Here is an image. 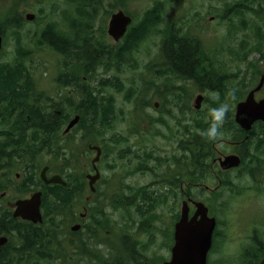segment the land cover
<instances>
[{"label":"rangeland","instance_id":"1","mask_svg":"<svg viewBox=\"0 0 264 264\" xmlns=\"http://www.w3.org/2000/svg\"><path fill=\"white\" fill-rule=\"evenodd\" d=\"M22 1L0 0V16L7 14L13 3L14 7L19 9V13L23 16V19H25L22 29L18 32L19 36L18 34L14 35L15 37L11 35L7 39L8 43H5V40H3L0 64L11 62L18 55L15 38H20L21 36L23 43H25L22 46H25L27 54L31 53L30 57L34 61L31 66L35 69L34 76L38 91H43L42 93L48 97H56L60 90V84L57 79L59 68L62 66L61 61L67 66L69 60L64 58L63 55H59L49 45L36 47L38 48L37 50L34 43L38 42L42 29L49 23H53L52 26L57 31L69 34L70 38L73 37L74 31L71 29V24L74 21L78 22L79 18L82 21L83 17H78L74 5L68 3L66 0ZM241 1L125 0L124 2H118L117 0V4H113V12L118 9H124L129 14H133L135 18L143 17V14L157 3H161L165 12L161 24H159L154 32L148 34L146 42H142L140 47L134 52L130 64L125 63L119 69H116L114 64H111L113 61L103 60L109 67L107 69L106 66L97 67L91 81H87L91 86L94 85V89H99L103 97L109 98L114 106V125L103 136L107 139H116L117 145L113 146L112 144L109 155H107L106 161H104L102 170L104 181L102 184L124 186L132 183L140 186L144 181L149 180L148 177H143L142 174L144 173L140 172L143 168V171L148 172L146 176L173 170L170 163L174 158L179 159L184 155L181 149L178 150L179 143L191 136H186L187 134L183 127L189 126L193 132V126L196 125L197 119H208L211 114L212 102L218 97L217 93L210 92L209 90L207 92L205 90L201 91V88L193 82L179 81L176 78L166 79L163 77V79L158 77V71L164 69L158 65L159 63L162 64L161 46L164 37L163 32L168 26L177 28L182 36L188 35L189 38L191 37L201 41L203 45L205 44L211 63L214 61L218 67L223 69V72L232 76L234 80H232L231 84H236V86L240 84L239 90L242 92L246 91V89L248 90L244 94L243 99L259 83L261 75L264 73V60L258 63V74L256 75L253 72V77L256 75L255 83L250 82L249 86L245 89L241 85L244 72H249L251 75L250 68L254 64L252 62H257L259 59L258 54H253L247 62H241L239 61L240 58L235 56L236 51L240 48V43L250 38V29L253 24L252 14L247 13L243 16L240 13L236 14L232 11L234 6ZM41 10H43V13H41ZM28 13H34L38 18L29 21L26 19ZM96 28L100 29V18L96 19ZM106 40L110 47L115 48L120 46V43L116 44L108 35ZM188 41L186 40L187 43H189ZM75 60L71 59L70 63H74ZM163 75H165V72ZM248 79H251V76ZM108 80H112V83L109 82L108 84ZM144 90L157 91L159 95L165 97L155 98L149 92L142 94L141 92ZM168 91L183 92L190 107L196 104L198 95L202 94L204 96L201 110H196L195 112V125H192L193 123L187 124L186 115L180 114V112L177 114V109L172 110L170 108L175 105L167 102L169 99L174 100V97L167 94ZM74 97L75 99L72 102L76 105H82L76 93ZM256 97L257 99L264 98V88ZM226 98V103L224 104L228 105V109H230L233 116L237 102L231 103L229 101L231 98L228 96ZM161 99L165 100L163 106L174 113L173 117L177 115L181 120L172 118L171 112L167 114L166 109L162 113L156 110L154 104ZM54 100L58 101L59 98L56 97ZM142 106H148V109L143 114L144 118L140 113ZM78 131L80 134V130ZM76 133L73 135V140L79 139ZM144 139L147 140L146 146L140 144L145 143ZM257 141L258 139L255 138L252 140L250 146H246L247 150L245 149V152L248 154V157L257 156V146L254 145ZM69 144L70 148L74 149H72V156L69 158L71 165L74 167L80 166L82 170L84 164L90 159L86 158L83 154L85 151L90 153L88 149L86 150L87 142L76 141V143L71 144L70 142ZM110 147L111 144L109 143L108 149ZM141 147L145 148L141 149ZM129 156H131L130 159L128 158ZM262 157L264 158V156ZM261 165L263 166L258 171V182L256 185L259 189L248 188L255 186L252 177L250 174H247L251 167V163H249L247 166L250 167L246 172L243 165L241 172L233 173L230 178L234 184L244 187L245 190L242 192L238 193V189H220L217 194L213 195L210 191L195 190V194L199 199L210 205V214L216 216L221 221V227L225 228L228 235V241L225 243L226 248H224L225 253L212 255L210 264H239L238 245L240 237L244 234L248 237V227L251 224L257 223L256 227L260 228V230L264 229V162ZM85 170L86 168L84 167ZM239 176L242 178L239 179ZM215 184L213 186H216ZM150 190L153 191V189ZM154 190L152 192L153 196H155L154 198H160L159 204L155 200L154 203L150 202V204L142 201V189H98V193L94 196L95 202L91 204L88 224H91L94 219L93 215L90 216L91 214H96L98 223L100 221L104 223L103 226L96 225L97 227L93 228L95 236L93 237L92 244H95L96 248L102 252H99L100 255L114 254L115 250L125 248L126 250L132 249L143 253L154 264L170 259L169 241L163 235L166 234L175 220L176 212L178 211L179 213L181 211L183 197L179 195V191L177 195L166 196L164 195L166 189ZM155 192H157V195ZM160 194L162 195L160 196ZM148 195H151L150 191ZM85 198L86 196L80 199L79 206L76 204L77 215L75 219L78 218L79 212L82 211L80 206ZM123 201L127 202L126 206L122 207L121 203ZM139 205L142 206L140 207ZM72 218L71 221L64 222L68 227L67 231H71V226L74 225V219ZM63 228L66 229V226H63ZM257 234L260 240L263 237L262 241H264V233L258 232ZM78 237L81 236L79 235ZM11 241H13L12 235ZM111 249H114V251L111 252ZM57 264L61 263L58 262Z\"/></svg>","mask_w":264,"mask_h":264},{"label":"trees","instance_id":"2","mask_svg":"<svg viewBox=\"0 0 264 264\" xmlns=\"http://www.w3.org/2000/svg\"><path fill=\"white\" fill-rule=\"evenodd\" d=\"M25 1L26 0H23L22 2ZM66 1L74 5L78 17H83L82 21H80L81 18H79L77 23L74 21V23L71 24L74 36L70 38L69 34L57 31L52 24L49 23L46 25L47 27L42 29L39 40L36 44L34 43V46L36 48L42 47V45H49L57 52H64L63 56H66L69 60V64H67L66 69L62 66L59 68L58 76H60L57 80L60 83V78H62L63 73H67L68 76L75 74L77 76L76 83L82 84L80 88L78 87V93L75 92L77 96H79L78 99L82 102V105L77 106L73 104L72 101L75 97L73 94L69 93L67 98L69 102V107L67 108L68 112L60 108V104L56 105L57 110L59 109L61 112L60 114L49 111L47 109L48 107L44 106L41 100L45 102L47 96L43 93L41 94L37 89V82L33 77L35 69L31 66L34 61L30 57L31 53L27 54L25 46H22L25 43H23L21 36L20 38H15L18 55L13 61L0 64V94L7 95L11 93L13 96L21 94V98L19 99H22V95L24 96L23 100L25 104L23 107L24 113L22 115L25 116L24 118L29 116L34 126H36L34 127L36 138H42L44 140V145L48 144L49 140L52 152H54L55 147L60 143L61 132L63 131V118L66 116V119L69 120L74 115L73 111H76V113L81 116V120L75 129L67 135V139L69 140L68 143L75 142V140H73V135L77 132L76 136L83 137L84 141H99L107 144L103 135L113 121L114 106L109 98L103 97L99 89L95 88V90L87 81H91V76L96 73L97 67L106 66V69L109 67L103 60L113 61L111 64H114L116 69H119L125 63L130 64L134 52L140 47L142 44L141 42L146 40L148 34L154 32L158 28L164 14L161 3H157L152 8L148 9L143 14V17H136L137 20L132 14L134 21L128 33L120 42V46L114 48L107 44L106 25L108 17L113 13V4L116 3L117 0ZM119 1L124 2L125 0H118V2ZM42 11L43 10H41V13H43ZM232 11L236 14L240 13V15L243 16L247 13L253 16L250 38L240 43V48L236 51L235 55L240 58L239 61L241 62H247L253 54L259 55L258 61L252 62L254 64H252L250 68L251 75L249 72H244L241 85H243L242 88L245 89L249 86L250 82L255 83L254 80H256V75L258 74V63L264 60V0H242L234 6ZM98 18H100V29L96 28V19ZM8 20L11 21L9 22ZM23 25V16L19 13V9L15 8L12 3L7 14L0 16V35L3 36L4 40L6 39L5 43H8L7 39L11 35L14 36L18 34L19 36L20 34L18 32L22 29ZM163 33V41L164 43L166 42L163 52L168 59L170 67H173V70L176 71L175 73L178 72L179 76L186 77L189 80L193 79L196 82L200 80L201 83L207 85V89L210 92L217 93L218 97L213 100L212 108L219 107L221 104L226 103L227 96L231 98L229 100L231 103L239 102L243 99L244 94H246L248 90L246 89V91L242 92L238 88L240 84L239 86L231 84L232 80H234L232 76L223 72V69L218 67L214 61L211 63V71L208 77L204 75L203 66L199 64V58H203L204 56L202 53H198L193 39H190L188 35L182 36L179 30L172 26H168ZM186 40H189V43H187ZM36 49L38 50V48ZM20 51L24 54L20 53ZM71 59L76 60L71 64ZM253 72L256 74L254 77ZM23 75H30L29 78H31L27 79L31 81L32 85H28L27 83L23 86ZM249 76H251V79H248ZM107 82L108 84L109 82L112 83V80H108ZM68 83H70V80ZM32 97L35 99V105L33 106L27 103L28 99ZM210 113L208 119H197L194 131L192 133L190 132L191 136L189 135L191 137L190 140L194 141L195 181L201 182L213 179L207 165H205V157L207 155H215L213 145L216 140H241L247 135H249V140L244 143V146H250L252 140L256 138L258 139L254 144L257 146L256 152L261 154L256 153V157L252 156L254 160L249 159L248 155H244L243 165L246 172L250 167L247 166L249 163H256L257 170L251 174L252 177L256 178L258 171H260L263 166L261 163L264 162V158L262 157L264 156V124H256L254 129L250 133H247L235 123L232 112L228 109L224 114V122L220 129L221 134L213 139H209L204 133L213 121V114L212 112ZM20 120L23 122L22 118ZM78 130H80V134ZM238 132L241 136H237ZM187 139L189 141V138ZM188 144L189 142L185 144L187 159L189 150ZM68 147L69 153H72L73 148H70V144H68ZM248 160L249 162H247ZM224 180H226L227 184H230V178ZM18 190L21 191V189ZM243 190L245 189H238L237 191L240 193ZM145 191L142 192V199L146 204H150V201H152L151 197ZM87 193L88 189H48L44 197V222L42 224H32L23 221L20 222L18 220H13L8 223L6 222L7 214L2 212L0 214V234L12 235L13 242H10L9 246L0 252V264H57L58 262L61 264H145L146 262L154 264V262L144 256L143 253L132 249L126 250L123 248L115 250L117 252L114 254L100 255L99 252L101 251L96 248L95 244H92L93 237L95 236L93 228L97 227L96 225L98 224L99 226H103L104 223L102 221L98 223L96 214L90 215H93L92 217H94V219L93 222L87 226L88 229L85 231H80L78 233L67 231L68 227L64 222L71 221L72 216H74L72 219L75 221L77 215L76 204L79 206L80 199L86 196ZM139 206L141 207L142 205ZM63 226H66V229H64ZM90 230H92V232ZM79 235L81 237H78ZM113 251L114 249H111V252ZM128 261L130 262L128 263Z\"/></svg>","mask_w":264,"mask_h":264},{"label":"flooded vegetation","instance_id":"3","mask_svg":"<svg viewBox=\"0 0 264 264\" xmlns=\"http://www.w3.org/2000/svg\"><path fill=\"white\" fill-rule=\"evenodd\" d=\"M76 14L78 16L77 12ZM190 39H193V38L190 37ZM193 43L197 47L198 53L199 54L202 53L204 56L203 58L201 57L199 58V64H202L203 69H204V75H207L208 77V74L211 71V59L208 55V51H206L205 44L203 45L201 41H198L196 39H193ZM164 47H165V43L164 41H162V46H161L162 64L159 63L158 66L164 69L163 70L161 69V71H158V77L160 78L165 77L166 79L176 78V80H179V81L183 80V81L193 82L195 85L201 88V91L205 90V92H207L208 91L207 85L201 83L200 80L199 82H196L193 79L189 80L186 77L179 76L178 72H177L178 74L175 73L176 71L173 70V67H170L168 63V59L164 55V52H163ZM60 55H63V53L60 52ZM64 58H66L65 55H64ZM61 65L62 67H64V69H66V64H64L62 61H61ZM164 72H166L165 75H163ZM33 77L35 78V76ZM22 78L24 80L23 85H25L26 83H28V85L31 84V81L27 79L29 78V76L23 75ZM76 79L77 77H75L74 75L68 76L67 73L62 74V78H60V83H59L60 90L58 94L56 95V97H58L60 101L59 100L55 101L54 100L56 98L55 96H51V97L47 96L48 99H45V102L41 100V102H43L45 107H48L47 109L49 111H53L55 113L60 114L61 112L57 110V107H56L57 104H60V108H62L64 111L67 112V108L69 107V102L67 99L68 94L70 93L74 95L75 92L78 93L77 87L80 88V86L82 85L81 83L77 84ZM67 80L68 81L70 80V83H68ZM29 81H30V84H29ZM147 92H149L150 95H153L155 98L165 97V96L159 95L157 91L144 90L141 93L147 94ZM167 94H170V96L174 97V100H171V99L167 100V102L175 105V106H171L170 108L172 110L177 109L176 111L177 114L180 112V114L186 115L187 124L193 123L192 125H195L196 104L192 107L188 106V101H186V96L183 92H178V91L169 92L168 91ZM2 95L0 94V212L7 214L6 217L8 219L6 218V222L8 223H10L12 220H18L20 222L23 221V222L34 224L33 222L28 221V220H23L20 217L18 218L14 217V212L16 209V202L18 200L29 199L34 193L41 192L42 193L41 210L43 212L44 197L48 189H88L86 198L80 206V208H82V211L79 212L78 218L75 219L74 221V224L80 225V229L76 233L80 231H85L86 229H88L87 226L90 224V223L88 224V220H89L88 217L90 214L91 204L92 203L94 204L95 202L94 196L98 193V189H142V192L146 190L145 192L147 193H149L150 191L151 192L150 196L152 200L150 202L154 203V200H155L157 204H159L160 198L159 197L154 198L155 196H153V193H152L153 191H155L154 189H166L164 193V195L166 196L172 195V194L177 195L179 191V195L183 197L182 206L185 201L188 202V205L190 208V212H189L190 218L195 214V211H196L195 203L203 202L195 194L196 189H201L203 190V192L210 191L213 193V195H215L216 192H219L220 191L219 189H244V187L242 186L240 187L234 184L232 180H230V184H227L226 180H224L226 178H231L233 173L236 174L238 173V171L241 172V170L243 169V161H242V165L239 168H233L230 170H222L220 168V161H219L221 157H224L225 155H229V154L239 155L242 157V159L244 155H248L245 152V149L247 150V147L244 146V144L242 143V140H236V141L231 140V139L230 140H227V139L216 140L213 145L215 155L213 156L207 155L205 157V160H206L205 165H207L211 175L213 176V179L196 182L195 181V163H194V145H193L194 141L190 140L191 137L189 138V141L188 139H186L182 141L181 143H179L178 150L181 149L184 155L179 159L174 158V160L170 163V166H172L173 170L168 171L166 173L146 176L148 172L143 171L144 170L143 168L141 169L140 172L144 173L142 174L143 177H148L149 180L144 181L140 186H136L132 183H128L124 186H118V184L117 185H104L102 184L104 181V176L102 172L104 161H106L105 159L107 155H109V150L112 148V144L113 146L117 145L116 139H111V138L107 139L104 137L107 141V144H105L99 141L97 142L84 141L83 137L81 136L78 137L79 139L75 140L74 143H76V141H80L82 143L87 142L86 150L88 149V152H90V153H87V151H85L83 153L86 156V158H90V159H88L89 162L87 160V162L84 164V167L86 168V170L84 171V167L81 170L80 166L74 167L73 165H71V161L69 158H71L72 153H69L68 151L69 143L67 139V135L69 133L64 134V131L68 123L70 122V120L74 116L77 115L76 111H73L74 115L69 120L66 119V116L65 118H63L62 120L63 121L62 122L63 131L61 132L60 143L58 144L57 147H55L54 152H52L51 146L49 144V140H48V144L44 145L43 144L44 140L42 138L35 137L34 123L31 121V118L29 116H26V118H23L24 116L22 117V114L24 113L23 107L25 104L23 100L24 96L22 95V99H19L21 98L19 94L14 95L15 97L11 93H8L7 95L5 94V96H2ZM27 103L33 106L35 105V99L33 97L29 98ZM164 103H165V100L161 99L160 101L155 102L154 107L156 108L158 112L162 113L164 109H166L167 114H170L171 112L170 109L165 108V106H163ZM147 108L148 106L146 107L142 106L140 113L143 115ZM173 116H174V113L171 112L172 118L174 119L178 118L177 115L176 117H173ZM21 118L23 122L20 120ZM143 118H144V115H143ZM17 120L19 123L17 122ZM114 122L115 121L111 122L107 130L113 127ZM14 127L16 130L14 129ZM75 127L71 130V132L75 129ZM183 128L185 130V133L187 134L186 135L187 137L191 135L190 132L192 131L189 128V126L183 127ZM237 136H241L239 132ZM146 141L147 140L144 139L145 143H140V144H143L144 146H146ZM188 142H189L188 144L189 150H188V159H187L186 152H185V146H186L185 144ZM109 143L111 144V147L108 149ZM91 146H99L101 147V150H102L100 160L96 162L95 164L93 163V160L97 157L98 151L91 149L90 148ZM144 148L145 147H141V149H144ZM37 152L38 154H36ZM90 154H91V157H90ZM128 158L130 159L131 156H129ZM249 159H253V157L250 156ZM255 170H257V166H256V163L253 162L251 163V167L249 168L247 174H250V176L252 177L251 174ZM55 176L60 177L61 182H50L51 179ZM94 177H97V178L94 179ZM238 178L240 179L242 177L239 176ZM252 179H253L255 186L248 187V188L259 189V187L256 186L258 182L257 175H256V178L252 177ZM216 182L217 184H215ZM214 184L216 186H213ZM18 189H21V191ZM90 189H96V190L95 192H91ZM150 189H153V191H151ZM17 190L20 192H18ZM155 194L157 195V192H155ZM161 195L162 194H160V196ZM141 199H142V196H141ZM142 201L144 200L142 199ZM126 202L127 201H123L121 203V206L122 207L126 206ZM203 203L209 208V216L214 217L216 219V226H215L214 233H213L212 246L208 253L207 264H210V259L211 257H213L212 255H217L222 252L225 253L224 248H226L225 243L228 241L227 240L228 235L226 234L225 228L221 227V221L218 220L216 216L210 214V207H209L210 205H208L205 202ZM182 206H181V211L179 213L178 211L176 212L175 220L172 222L169 230H167L166 234L163 235V237H165V239L169 241L168 246H169V251H170V259L172 256V248L175 245L176 224L181 219ZM256 226H257V223H254L248 227L249 228L248 237H246V234L240 237V241L238 245V257H239L238 263L239 264H260V262L264 258V241H262L263 237L260 236L261 237V240H260L259 235L257 234L258 232L264 233V229L260 230V228ZM3 236L5 237L8 236L9 240H8V243H6L4 246L1 247L0 252L6 249V247L9 246L10 242H13L11 241V235L0 234V237H3ZM247 238L249 239V242ZM247 258H250V259H247ZM145 264H150V263L146 262Z\"/></svg>","mask_w":264,"mask_h":264},{"label":"water","instance_id":"4","mask_svg":"<svg viewBox=\"0 0 264 264\" xmlns=\"http://www.w3.org/2000/svg\"><path fill=\"white\" fill-rule=\"evenodd\" d=\"M36 17L33 13H28L26 19L34 20ZM133 22V17L123 9L114 12L108 22L107 33L116 43L125 37L129 27ZM3 48V37L0 35V53ZM264 87V74L258 85L249 91L246 98L239 101L235 107V122L245 131L251 132L257 122L264 123V98L257 99L256 95ZM203 95L196 98V109L202 107ZM80 115L74 116L68 123L64 134L70 133L71 130L79 123ZM249 137L243 141L246 142ZM93 150L98 151L97 157L93 160L95 164L100 160L102 154L101 147L91 146ZM222 170L237 168L242 164V158L239 155L229 154L219 159ZM98 177V176H97ZM97 177H94L96 179ZM50 182H61V178L55 176ZM96 189H91L95 192ZM42 193L36 192L29 199L18 200L14 217L22 218L33 223H42L43 215L41 211ZM195 214L190 218V208L188 202L182 206L181 219L176 224L175 245L172 248V256L169 261L160 264H207L208 253L212 246L213 233L216 226V219L209 216V208L203 202H196ZM80 225H74L71 230L78 231ZM8 237H0V249L8 243ZM260 264H264V258Z\"/></svg>","mask_w":264,"mask_h":264},{"label":"bare ground","instance_id":"5","mask_svg":"<svg viewBox=\"0 0 264 264\" xmlns=\"http://www.w3.org/2000/svg\"><path fill=\"white\" fill-rule=\"evenodd\" d=\"M46 1V0H45ZM50 2V1H49ZM161 2V1H160ZM48 3V2H47ZM34 4V3H33ZM51 4V3H50ZM49 4V5H50ZM54 4V3H53ZM170 4V3H169ZM87 5V4H86ZM32 6V5H31ZM53 6V5H52ZM91 6V5H90ZM47 7V6H46ZM81 9V8H80ZM83 9V8H82ZM155 9V8H154ZM34 11V10H33ZM62 11V10H61ZM85 11V10H84ZM98 11V10H97ZM169 11V10H168ZM167 11V12H168ZM159 13V12H158ZM55 15V14H54ZM7 16V15H6ZM65 16H66V14H65ZM71 16V15H70ZM155 16H157V15H155ZM50 17V16H49ZM8 18V17H7ZM37 18V17H36ZM25 20V19H24ZM154 20V19H153ZM157 20V19H156ZM9 21V20H8ZM11 21V20H10ZM9 21V22H10ZM155 21V20H154ZM47 22V21H46ZM141 22V21H140ZM77 23V22H76ZM80 23V22H79ZM4 24V23H3ZM53 24V23H52ZM143 24V23H142ZM141 24V25H142ZM149 25V24H148ZM44 26V25H43ZM45 27H47V26H45ZM51 28V27H50ZM76 29V28H75ZM45 30H47V29H45ZM5 31V30H4ZM54 31V30H53ZM171 33V32H170ZM61 34V33H60ZM145 34V33H144ZM193 35V34H192ZM145 37V36H144ZM85 38V37H84ZM182 38V37H181ZM62 39V38H61ZM68 39V38H67ZM6 40V39H5ZM52 40V39H51ZM67 41V40H66ZM188 41V40H187ZM146 42V41H145ZM40 43V42H39ZM139 43V42H138ZM142 43V42H141ZM166 43V42H165ZM36 44V43H35ZM76 44V43H75ZM125 44V43H124ZM70 45V44H69ZM100 45V44H99ZM55 46V45H54ZM191 47V46H190ZM149 49V48H148ZM163 49V48H162ZM204 49V48H203ZM53 50V49H52ZM195 50V49H194ZM54 51V50H53ZM56 51V50H55ZM27 52V51H26ZM84 52V51H83ZM20 53H22L21 51H20ZM59 53V55H60V52H58ZM64 53V52H63ZM75 53V52H74ZM106 53V52H105ZM22 54H24V53H22ZM76 54V53H75ZM146 54V53H145ZM9 55V54H8ZM116 55V54H115ZM101 56V55H100ZM114 56V55H113ZM66 57V56H65ZM13 58H14V56H13ZM98 58V57H97ZM100 59V58H99ZM57 61H59V60H57ZM65 61V60H64ZM150 61V60H149ZM71 62V61H70ZM66 63V62H65ZM154 63V62H153ZM158 63V62H157ZM31 64V63H30ZM67 64H69V63H67ZM107 64V63H106ZM137 64V63H136ZM17 65H18V63H17ZM37 65V64H36ZM83 65V64H82ZM88 65V64H87ZM46 66V65H45ZM91 66V65H90ZM7 67V66H6ZM86 67V66H85ZM93 67V66H92ZM76 69V68H75ZM65 71V70H64ZM46 72V71H45ZM73 72V71H72ZM163 72V71H162ZM76 73V72H75ZM166 73V72H165ZM35 74V73H34ZM63 74H65V73H63ZM107 74V73H106ZM48 75V74H47ZM75 75V74H74ZM30 76V75H29ZM60 76V75H59ZM58 76V77H59ZM76 76V75H75ZM90 76V75H89ZM77 77V76H76ZM80 77V76H79ZM92 77V76H91ZM90 77V78H91ZM31 78V77H30ZM29 78V79H30ZM68 78V77H67ZM72 78V77H71ZM71 78H70V80H71ZM152 79V78H151ZM155 80V79H154ZM68 81V80H67ZM73 81V80H72ZM103 82V81H102ZM66 83V82H65ZM144 83V82H143ZM27 84V83H26ZM30 84V83H29ZM32 84V83H31ZM30 84V85H31ZM117 84V83H116ZM81 85V84H80ZM146 85V84H145ZM24 86V85H23ZM79 86V85H78ZM106 86V85H105ZM121 86V85H120ZM93 87H94V85H93ZM72 88V87H71ZM101 88V87H100ZM2 90V89H1ZM13 90V89H12ZM105 90V89H104ZM119 90V89H118ZM4 91V90H3ZM10 91V90H9ZM35 92V91H34ZM43 92V91H42ZM42 92H41V94H42ZM58 92V91H57ZM129 92V91H128ZM27 93V92H26ZM127 93V92H126ZM133 93V92H132ZM89 94V93H88ZM128 94V93H127ZM17 95V94H16ZM21 95V94H20ZM66 95V94H65ZM98 95V94H97ZM2 96H5V95H2ZM71 96V95H70ZM103 96V95H102ZM15 97V96H14ZM26 97V96H25ZM29 97V96H28ZM79 97V96H78ZM141 97V96H140ZM3 98V97H2ZM13 98V97H12ZM127 98V97H126ZM143 98V97H142ZM7 99H8V97H7ZM48 99V98H47ZM65 99V98H64ZM129 99V98H128ZM90 100V99H89ZM151 100V99H150ZM20 101V100H19ZM60 101V100H59ZM95 101V100H94ZM111 101V100H110ZM11 102V101H10ZM92 102V101H91ZM137 102H139V101H137ZM21 103V102H20ZM19 103V104H20ZM18 104V103H17ZM74 104V103H73ZM94 104V103H93ZM102 104V103H101ZM122 104V103H121ZM137 104H139V103H137ZM123 105V104H122ZM15 106H16V104H15ZM28 106V105H27ZM3 107V106H2ZM77 107V106H76ZM105 107V106H104ZM10 108V107H9ZM31 108V107H30ZM50 108V107H49ZM98 108V107H97ZM7 109V108H6ZM148 109V108H147ZM5 110V109H4ZM59 110V109H58ZM72 110V109H71ZM71 110H69V111H71ZM44 111V110H43ZM120 111H121V109H120ZM6 112V111H5ZM11 112V111H10ZM14 112V111H13ZM68 112V111H67ZM87 112H88V110H87ZM136 112V111H135ZM8 113V112H7ZM27 113V112H26ZM114 113V112H113ZM137 113V112H136ZM12 114V113H11ZM20 114V113H19ZM87 114V113H86ZM96 114V113H95ZM7 115V114H6ZM25 115V114H24ZM71 115V114H70ZM118 115V114H117ZM11 116V115H10ZM20 116V115H19ZM23 116V115H22ZM65 116V115H64ZM135 116V115H134ZM25 117V116H24ZM23 117V118H24ZM33 118V117H32ZM65 118V117H64ZM95 118V117H94ZM16 119V118H15ZM14 120V119H13ZM30 120V119H29ZM34 120V119H33ZM96 120V119H95ZM119 120V119H118ZM28 121V120H27ZM17 122H18V120H17ZM48 122V121H47ZM19 123V122H18ZM67 123V122H66ZM106 123V122H105ZM109 124V123H108ZM21 126V125H20ZM90 126V125H89ZM34 127H36V126H34ZM66 127V126H65ZM109 127V126H108ZM5 128V127H4ZM6 129V128H5ZM14 129H15V127H14ZM29 129V128H28ZM50 129V128H49ZM90 129V128H89ZM16 130V129H15ZM26 130V129H25ZM42 130V129H41ZM112 130V129H111ZM104 131V130H103ZM7 132V131H6ZM136 132V131H135ZM39 133H40V131H39ZM108 133V132H107ZM115 133V132H114ZM26 134V133H25ZM42 134V133H41ZM35 135V134H34ZM43 135V134H42ZM118 135V134H117ZM10 136V135H9ZM32 136V135H31ZM38 136V135H37ZM49 138V137H48ZM93 139V138H92ZM52 140V139H51ZM127 140V139H126ZM38 141V140H37ZM117 141V140H116ZM42 143V142H41ZM40 143V144H41ZM39 144V143H38ZM38 146H40V145H38ZM49 146V145H48ZM65 148V147H64ZM40 153V152H39ZM36 154H38V152L36 153ZM62 155V154H61ZM60 156V155H59ZM63 156V155H62ZM27 159V158H26ZM25 159V160H26ZM24 160V159H23ZM9 167V166H8ZM7 168V167H6ZM4 169V168H3ZM40 173V172H39ZM37 174V173H36ZM7 176V175H6ZM65 204V203H64ZM68 204V203H67ZM71 205V204H70ZM133 205V204H132ZM137 205V204H136ZM134 208V207H133ZM2 216V215H1ZM12 218V217H11ZM5 219V218H4ZM8 219V218H7ZM13 221V220H12ZM44 222V221H43ZM42 222V223H43ZM63 222V221H62ZM42 223H34V224H42ZM61 224V223H60ZM99 225V224H98ZM56 226V225H55ZM74 226V225H73ZM73 226H71V228L73 227ZM108 227V226H107ZM100 229V228H99ZM103 229V228H102ZM107 229V228H106ZM94 230V229H93ZM105 230V229H104ZM72 231V230H71ZM91 232H92V230H90ZM7 232V231H6ZM5 232V233H6ZM99 233V232H98ZM97 233V234H98ZM13 234V233H12ZM101 234H103L102 232H101ZM25 236V235H24ZM8 237V236H7ZM8 239H9V237H8ZM124 245V244H123ZM33 246V245H32ZM125 247V246H124ZM28 248V247H27ZM34 248V247H33ZM38 248V247H37ZM40 249V248H39ZM23 252V251H22ZM63 252V251H62ZM117 252V251H116ZM6 254V253H5ZM0 257H1V254H0ZM16 257V256H15ZM42 257V256H41ZM90 257V256H89ZM25 259V258H24ZM49 259V258H48ZM51 260V259H50ZM22 261V260H21ZM46 262V261H45ZM27 263V262H26ZM47 263V262H46Z\"/></svg>","mask_w":264,"mask_h":264},{"label":"clouds","instance_id":"6","mask_svg":"<svg viewBox=\"0 0 264 264\" xmlns=\"http://www.w3.org/2000/svg\"><path fill=\"white\" fill-rule=\"evenodd\" d=\"M228 111L227 104H221L219 107L211 109L213 114V121L210 127L205 131L204 135L209 139H213L221 134L220 129L224 122V114Z\"/></svg>","mask_w":264,"mask_h":264}]
</instances>
